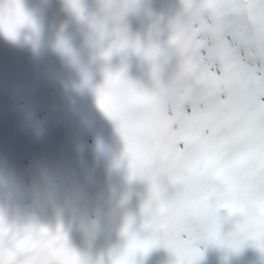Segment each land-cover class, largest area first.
I'll return each mask as SVG.
<instances>
[{"label": "snow or ice", "instance_id": "obj_1", "mask_svg": "<svg viewBox=\"0 0 264 264\" xmlns=\"http://www.w3.org/2000/svg\"><path fill=\"white\" fill-rule=\"evenodd\" d=\"M183 4L166 51L141 47L114 28L119 39L102 53L107 58L131 48L151 64V91L122 71L106 72L96 90L98 106L124 141L129 179L148 181L155 193L154 177L145 171L146 161L155 158L173 170L177 184L170 213L145 218L149 239H138L129 231L132 218L125 219L127 244L118 264L156 244L169 249L176 264H191L197 243L218 240L222 209L238 218L239 233L264 246V0ZM71 6L81 14L76 0ZM124 10L104 0L103 21ZM169 59L172 72L161 81V64ZM117 86L123 95L115 94Z\"/></svg>", "mask_w": 264, "mask_h": 264}, {"label": "bare ground", "instance_id": "obj_2", "mask_svg": "<svg viewBox=\"0 0 264 264\" xmlns=\"http://www.w3.org/2000/svg\"><path fill=\"white\" fill-rule=\"evenodd\" d=\"M149 1L151 6H157L156 2ZM112 2L125 6L118 18L108 20L124 37L137 41L141 47L152 45L162 51L169 48L165 23L159 28V20L142 12L134 0ZM23 3L34 21L30 36L14 42L0 35V160L26 180L38 167L47 166L64 183L78 182L93 189L108 183L116 194L144 193L145 185L135 187L125 181L129 170L119 163L126 161L125 144L116 124L98 106L96 90L103 86L106 72L122 71L124 78L139 89L151 91L155 85L150 62L131 48L104 57L102 53L107 47L102 48L94 38L91 22L103 14L98 7L100 0H76L80 15L65 0H43L42 3L23 0ZM161 10L172 29L184 10L183 0L170 2ZM58 16L69 31L68 43L59 34ZM173 66L172 59L161 64V81L170 76ZM55 78L61 82L67 111L50 113L40 109L35 132L27 136L15 121L12 110L24 95L35 98ZM70 114L77 115L79 120ZM98 138L106 144L107 158L113 162L110 174L106 173V160H98L93 155ZM135 200L124 203L115 228L100 235L96 249L113 245L122 251L126 247L127 240L121 232L127 217L132 218L129 231L140 240L148 239V229L141 224L140 204L134 203ZM219 217L218 240L197 243L198 255L191 264H264V246L239 233L235 217L226 210H220ZM69 243L79 247V235L71 234ZM169 254L176 260L170 250ZM144 257V250H137L127 259L129 264H143Z\"/></svg>", "mask_w": 264, "mask_h": 264}, {"label": "clouds", "instance_id": "obj_3", "mask_svg": "<svg viewBox=\"0 0 264 264\" xmlns=\"http://www.w3.org/2000/svg\"><path fill=\"white\" fill-rule=\"evenodd\" d=\"M91 22L102 48L118 41L114 25L105 23L102 15ZM33 29V18L23 0H0V35L15 42L29 37ZM115 94L123 95V89L117 86ZM107 153L103 140L96 139L93 155L106 160V173L110 174L113 162ZM119 163L128 168L127 157ZM145 171L154 177L155 193L148 181H142L141 224L148 216H167L177 192L175 173L162 167L159 159L149 158ZM125 201L126 196L116 194L108 183L95 189L78 182L64 183L47 166L38 167L26 180L0 160V264H118L124 249L113 245L96 249V242L105 230L115 228ZM73 233L79 235V247L69 243Z\"/></svg>", "mask_w": 264, "mask_h": 264}, {"label": "water", "instance_id": "obj_4", "mask_svg": "<svg viewBox=\"0 0 264 264\" xmlns=\"http://www.w3.org/2000/svg\"><path fill=\"white\" fill-rule=\"evenodd\" d=\"M54 88H56L55 86L50 87V90H54ZM56 90V89H55ZM57 91V90H56ZM49 90L48 93L46 95H44L41 99L43 102H49ZM62 98L59 95V93L57 92V95H53L51 97L50 100V104H47L46 106L48 108H58L59 104L61 102ZM55 102V103H54ZM37 104L35 103H25L23 107H21L18 111H17V116L19 121L27 128L28 123L31 124V120H30V112L35 108L34 106H36ZM30 128V127H29ZM151 251L149 254V258L147 259L146 264H170V262L167 260L166 255L163 251V245L160 244H156L151 246Z\"/></svg>", "mask_w": 264, "mask_h": 264}, {"label": "rangeland", "instance_id": "obj_5", "mask_svg": "<svg viewBox=\"0 0 264 264\" xmlns=\"http://www.w3.org/2000/svg\"><path fill=\"white\" fill-rule=\"evenodd\" d=\"M104 2V0H100V5L98 6V7H100L101 9H102V3ZM135 3H136V5L138 6V0H135ZM164 6H166V5H164ZM164 6H161V7H159L160 9L162 8V7H164ZM139 7V6H138ZM140 9V8H139ZM141 10V9H140ZM143 10V9H142ZM141 10V11H142ZM143 12H146L145 10H143ZM146 13H148V12H146ZM151 15V14H150ZM151 16H153V18H156V20H159V26H160V28L162 27V20L164 19V17H162V11H161V13L159 14V15H151ZM155 32L156 33H158V30H155ZM169 66V64H167V66L166 67H168ZM67 113H69V112H67ZM73 118H74V120H79L78 119V117H77V115H75V114H70ZM125 181H130L131 182V185H135V187L137 186V187H139V186H141V185H144V183L142 182V181H140V180H136V179H133V180H130L129 179V175L128 176H126V179H125ZM138 191V190H137ZM143 194L144 193H141V192H138V194L137 195H134V194H128L127 196H126V203H128V204H130V202H131V200L132 199H136L135 201H134V203H136V204H140L141 205V200H142V196H143ZM233 217H235L236 219H238L236 216H233ZM148 232H149V236H148V239L150 238V236H151V233H150V230H148ZM147 251H148V248L146 249V250H144V256L146 257V254H147ZM145 257H144V259H145ZM193 264H195V263H193Z\"/></svg>", "mask_w": 264, "mask_h": 264}]
</instances>
